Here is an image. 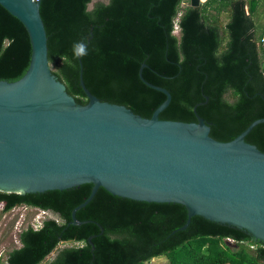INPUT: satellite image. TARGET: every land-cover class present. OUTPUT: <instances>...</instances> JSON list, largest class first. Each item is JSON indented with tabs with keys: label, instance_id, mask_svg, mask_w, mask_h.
Returning <instances> with one entry per match:
<instances>
[{
	"label": "trees",
	"instance_id": "trees-1",
	"mask_svg": "<svg viewBox=\"0 0 264 264\" xmlns=\"http://www.w3.org/2000/svg\"><path fill=\"white\" fill-rule=\"evenodd\" d=\"M53 73L78 103L88 97L83 78L99 99L125 105L150 118L166 95L145 80L165 87L171 101L164 120L197 121L210 135L230 141L251 122L264 117V0H206L199 6L183 0H40ZM178 26V33L175 32ZM31 60L24 24L0 4V79L15 81ZM245 140L264 152V122ZM84 183L64 190L20 194L0 191L2 212L19 205L44 209L58 218L31 224L19 232L20 246L7 253L8 264H264V242L247 231L202 216L187 220L184 205L150 202L115 195ZM14 224L12 223L10 227ZM94 235L92 243L89 237ZM232 240L236 247L229 245ZM77 245L58 250L61 242ZM94 246V248H93Z\"/></svg>",
	"mask_w": 264,
	"mask_h": 264
},
{
	"label": "water",
	"instance_id": "water-1",
	"mask_svg": "<svg viewBox=\"0 0 264 264\" xmlns=\"http://www.w3.org/2000/svg\"><path fill=\"white\" fill-rule=\"evenodd\" d=\"M0 4L24 24L31 43L23 76L0 79V191L26 194L92 183L89 196L72 210L73 224L87 222L78 219L77 211L104 187L134 200L184 205L188 214L180 229L199 215L264 242V152L245 140L264 117L230 141L210 135L196 110L200 103L194 107L197 121L161 119L171 93L145 80V63L141 79L166 99L150 118L143 117L88 89L79 46V80L88 102L78 103L53 73L41 1Z\"/></svg>",
	"mask_w": 264,
	"mask_h": 264
},
{
	"label": "rangeland",
	"instance_id": "rangeland-1",
	"mask_svg": "<svg viewBox=\"0 0 264 264\" xmlns=\"http://www.w3.org/2000/svg\"><path fill=\"white\" fill-rule=\"evenodd\" d=\"M97 1H108V0H92L89 7H93ZM185 4L190 3V0H183ZM179 29L176 28L175 32L178 33ZM3 204L0 203V264H5L7 253L14 247L20 246L19 232L27 227L29 224L33 225L38 223L43 218V211L41 209H35L25 207L23 205L16 206L10 211L2 212ZM45 218L49 217L58 218L54 213L47 211L44 214ZM14 224L10 227L11 224ZM230 246L236 247V244L232 240H227ZM78 243L73 241L61 242L57 248L47 256L46 260H50L57 254L58 250L66 247L77 245ZM151 264H166L167 258L165 256H159L151 260Z\"/></svg>",
	"mask_w": 264,
	"mask_h": 264
},
{
	"label": "built area",
	"instance_id": "built-area-1",
	"mask_svg": "<svg viewBox=\"0 0 264 264\" xmlns=\"http://www.w3.org/2000/svg\"><path fill=\"white\" fill-rule=\"evenodd\" d=\"M176 28H178V26H176ZM44 213H43V218L41 219V220H39L38 221V223H36V224H33L32 226L34 227V228H40L42 225H43V223H44V218H45V216H44V214L47 212V210H44V209H41ZM49 218H54V217H49ZM5 264H8L7 262H5Z\"/></svg>",
	"mask_w": 264,
	"mask_h": 264
},
{
	"label": "clouds",
	"instance_id": "clouds-1",
	"mask_svg": "<svg viewBox=\"0 0 264 264\" xmlns=\"http://www.w3.org/2000/svg\"><path fill=\"white\" fill-rule=\"evenodd\" d=\"M79 52H80L81 54L84 52V47H83V45H80V46H79Z\"/></svg>",
	"mask_w": 264,
	"mask_h": 264
},
{
	"label": "flooded vegetation",
	"instance_id": "flooded-vegetation-1",
	"mask_svg": "<svg viewBox=\"0 0 264 264\" xmlns=\"http://www.w3.org/2000/svg\"><path fill=\"white\" fill-rule=\"evenodd\" d=\"M20 206V205H19ZM23 206H25V207H30V206H28V205H25V204H23ZM30 208H35V209H38L37 207H30Z\"/></svg>",
	"mask_w": 264,
	"mask_h": 264
},
{
	"label": "crops",
	"instance_id": "crops-1",
	"mask_svg": "<svg viewBox=\"0 0 264 264\" xmlns=\"http://www.w3.org/2000/svg\"><path fill=\"white\" fill-rule=\"evenodd\" d=\"M261 10H263V12H264V7H263V9L261 8ZM264 22V21H263Z\"/></svg>",
	"mask_w": 264,
	"mask_h": 264
}]
</instances>
